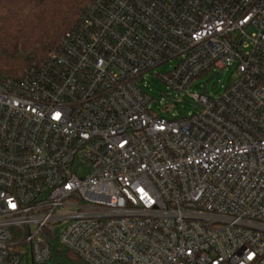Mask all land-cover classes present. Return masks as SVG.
I'll return each mask as SVG.
<instances>
[{
	"label": "built area",
	"instance_id": "built-area-1",
	"mask_svg": "<svg viewBox=\"0 0 264 264\" xmlns=\"http://www.w3.org/2000/svg\"><path fill=\"white\" fill-rule=\"evenodd\" d=\"M173 62L176 91L234 77L169 119L145 79ZM56 237L89 264H264V0H92L0 83V264Z\"/></svg>",
	"mask_w": 264,
	"mask_h": 264
},
{
	"label": "trees",
	"instance_id": "trees-1",
	"mask_svg": "<svg viewBox=\"0 0 264 264\" xmlns=\"http://www.w3.org/2000/svg\"><path fill=\"white\" fill-rule=\"evenodd\" d=\"M92 0H0V83L16 79L59 45ZM49 264H89L52 240Z\"/></svg>",
	"mask_w": 264,
	"mask_h": 264
},
{
	"label": "rangeland",
	"instance_id": "rangeland-1",
	"mask_svg": "<svg viewBox=\"0 0 264 264\" xmlns=\"http://www.w3.org/2000/svg\"><path fill=\"white\" fill-rule=\"evenodd\" d=\"M174 65L175 62L159 66L145 79L153 97L151 107L156 113L169 119L187 116L196 110V101L192 94L207 92L211 96H218L223 93L231 77H234V67H228L223 71L211 72L197 78L186 90L176 91L168 88L163 80L155 76L158 72L164 74L171 71Z\"/></svg>",
	"mask_w": 264,
	"mask_h": 264
},
{
	"label": "snow or ice",
	"instance_id": "snow-or-ice-1",
	"mask_svg": "<svg viewBox=\"0 0 264 264\" xmlns=\"http://www.w3.org/2000/svg\"><path fill=\"white\" fill-rule=\"evenodd\" d=\"M12 206L14 207V205H12ZM248 259H252V256H251V254L249 255Z\"/></svg>",
	"mask_w": 264,
	"mask_h": 264
}]
</instances>
